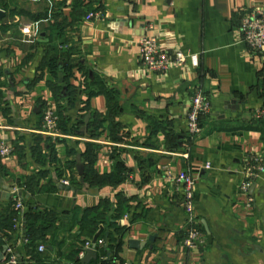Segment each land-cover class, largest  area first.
I'll return each instance as SVG.
<instances>
[{
	"label": "crops",
	"instance_id": "0c3cea01",
	"mask_svg": "<svg viewBox=\"0 0 264 264\" xmlns=\"http://www.w3.org/2000/svg\"><path fill=\"white\" fill-rule=\"evenodd\" d=\"M261 7L264 0H0V142L14 147L9 156L0 155V213L8 215L19 199L25 213L58 215L45 241H37V254L27 249L30 239L23 242L25 214L14 220L5 245L18 264H75L76 257L82 264L74 251L88 238L79 235L85 210L95 209L90 217L101 214L105 200L106 220L120 209L117 224L106 223L88 239L97 242L104 233L106 241L109 232L117 237V226L124 228L116 259L105 264H264V171L248 178L251 159L264 161V121L256 117L264 105V48L256 54L240 31L243 16ZM90 13L102 18L89 19ZM55 20L64 23L63 30L53 26ZM26 23H36L34 37L23 35L20 26ZM144 35L185 51L187 64L147 72L138 45ZM51 45L61 56L68 49L60 64L73 66L70 82L79 89L74 107L64 96L59 101L49 84ZM93 75L103 88L88 98L83 84L93 87ZM198 90L210 99L211 111L201 118L202 132L190 138L186 118ZM109 93L119 102L116 115H109ZM59 106L61 118L80 128L54 139L42 133L44 116L47 107ZM36 143L44 159L33 155ZM78 156L84 170L89 166L99 176L120 171L124 180L102 187L85 183ZM74 160L72 172L67 163ZM59 167L81 185L61 189ZM40 170L47 171L43 188L31 190L29 179ZM185 170L196 178L195 209L205 238L194 249L184 245V186L175 179ZM8 257L6 252L0 263Z\"/></svg>",
	"mask_w": 264,
	"mask_h": 264
},
{
	"label": "built area",
	"instance_id": "2783aa9c",
	"mask_svg": "<svg viewBox=\"0 0 264 264\" xmlns=\"http://www.w3.org/2000/svg\"><path fill=\"white\" fill-rule=\"evenodd\" d=\"M102 18L100 13H90L88 18ZM21 31L26 37H34L36 35L37 26L36 23L22 24ZM241 37L244 42L256 53L261 54L264 48V7L256 8L247 12L241 23ZM140 49V56L144 69L147 72L154 73H166L169 69L174 67H183L187 64L189 55L182 49H170L162 46L159 43L158 37L155 35H144L138 40ZM211 111V101L203 93L202 90L196 91L191 98L190 109L186 118V127L190 138H194L202 132L201 118ZM256 117L264 121V105L256 111ZM60 116L56 110L47 107L44 116V129L42 133L54 139L67 138L69 135L63 133L59 127ZM14 150L13 145L6 141L0 142V155L6 157L9 156ZM182 156L188 157V153L182 154ZM206 168H211V163L206 164ZM264 171V161L260 156L253 157L249 163L248 178L255 179ZM73 173L65 172V174L58 180L61 185H70L72 182ZM175 179L182 183L184 186V208L187 214L186 222V236L184 239V245L187 249H194L205 244L204 234L199 226V220L195 209L194 202V187L196 185V178L189 170L181 172ZM249 187V181L243 184V188L246 190ZM15 208L20 212L17 219L22 220L25 214L24 203L17 199ZM127 219L128 216L126 215ZM16 219L17 222H19ZM23 242H29L27 236H23ZM106 241L104 239H98L96 243L89 240L85 243L83 250L80 251L79 257L83 258L87 248H91L95 245L97 250L98 246L104 245ZM44 246H40L39 250L43 251ZM9 257L8 260L3 261L0 264H18V257L10 247L7 250Z\"/></svg>",
	"mask_w": 264,
	"mask_h": 264
},
{
	"label": "trees",
	"instance_id": "16d2710c",
	"mask_svg": "<svg viewBox=\"0 0 264 264\" xmlns=\"http://www.w3.org/2000/svg\"><path fill=\"white\" fill-rule=\"evenodd\" d=\"M53 26L59 27L61 30L63 28V22H58V20H55L53 22ZM9 27V24L4 23L2 24V28L4 31L7 30ZM60 60L65 61L63 59V55L61 56L57 51L56 48L51 45V48L48 49V56H47V66L49 68V71L51 73L52 79L49 80V84L54 91L57 99L60 101L61 99H64V97L67 98V103L69 106L74 107L77 100H78V94L79 89L76 85L70 82V78L74 75L73 74V66L71 64H65L61 65ZM63 74V83L66 84V91H61V85L58 82L60 79V74ZM93 87L88 86L86 83L83 84V91L87 92L88 98L93 96L97 93V91L101 90L103 88L102 81L98 79V76L93 75ZM86 103V100L84 101ZM87 104L83 106V110H86ZM108 108H109V115H116L119 112V102L115 95L112 93L108 94ZM64 111L63 107L59 106V111L57 113L59 116ZM80 124L71 125L67 120H63L60 116V123L59 127L60 130L67 134H74L77 132V129L80 128ZM33 155L37 157L36 160L43 158L42 149L40 147V144H37L33 146ZM76 153V151L73 149H69V155H73ZM44 159V158H43ZM51 162L55 161L54 154L50 158ZM76 166V161H70L67 163V167L74 172ZM47 171L46 170H40L35 176L30 177L29 179V187H31V190L36 189H42L43 186L40 185V182L42 179L47 177ZM65 174V170L61 167L57 168V178L60 179ZM72 178V185H77L79 187L81 183L77 181L74 176ZM82 179L85 183H89L91 186H105V185H116L118 183H121V181L124 180L123 172L121 174L120 171H117L115 174L110 176H99L96 175L93 170L89 166H85L84 174L82 175ZM52 186H56L55 182L50 179L49 182ZM103 204L105 206V209L102 211L101 214H95L94 217H90V215L95 210H85V215L83 219V226L81 228V231L79 232V235L92 238L93 235L103 226L104 230L107 228L106 223L108 226H116L118 216L120 215V209H116L114 213V220H106L104 217L109 208V202L103 201ZM88 212V213H87ZM57 213L54 211H43L40 209H30L28 212L25 213V220H26V227H27V237L30 239V244L27 245V249H29L33 254L36 251L35 254H37L36 250V243L45 241V233L49 229L52 228L53 223L57 219ZM19 217V211L14 208L12 209L8 215H2L0 213V250L3 249V246L6 244L7 239L11 236V231L13 229L14 220ZM117 232V237L123 232V227L115 228ZM115 237V235L112 232H109L108 237L106 239V246L97 247L98 256L95 260H93L90 264H105L109 262H113L116 259V253L118 251L119 247V241L118 238ZM85 238L79 241L80 246L78 249L74 251V254H79L82 250V247L85 245L87 241L90 239ZM100 239L105 240V234L102 233L100 236ZM104 244V245H105ZM34 257H36L34 255ZM75 264H80V260L78 257H76Z\"/></svg>",
	"mask_w": 264,
	"mask_h": 264
},
{
	"label": "water",
	"instance_id": "95a60500",
	"mask_svg": "<svg viewBox=\"0 0 264 264\" xmlns=\"http://www.w3.org/2000/svg\"><path fill=\"white\" fill-rule=\"evenodd\" d=\"M4 16H5V11H4V9L0 8V19H2ZM89 118H90V115H87L86 124H88ZM77 161H78L77 169H78V172L80 173V175L82 176L84 174L85 170H84L83 164L81 163V156H78ZM59 187L61 189H65V190H71L72 189L71 186H68V185H60ZM154 239H155V237H151L150 241H153ZM93 242H96V238L94 239ZM131 245L135 248H140L139 242L136 240H132ZM8 248H9L8 245L3 246V250L0 252V262L3 260L4 254L7 252ZM85 254L86 255L81 260L82 264H88L91 259L97 258L98 252L95 248V245H93L91 248H87Z\"/></svg>",
	"mask_w": 264,
	"mask_h": 264
},
{
	"label": "rangeland",
	"instance_id": "374dc122",
	"mask_svg": "<svg viewBox=\"0 0 264 264\" xmlns=\"http://www.w3.org/2000/svg\"><path fill=\"white\" fill-rule=\"evenodd\" d=\"M62 30H63V29H62ZM50 39H52V41L54 42V44H55V43H58V40H57V37H56L55 34L51 35ZM64 41L67 42V38H65ZM53 46H54V45H53ZM67 53H69V52H68V49H65L63 55H64L65 57H67V55H68Z\"/></svg>",
	"mask_w": 264,
	"mask_h": 264
}]
</instances>
